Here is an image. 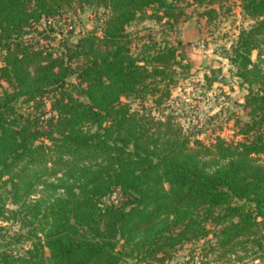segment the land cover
Wrapping results in <instances>:
<instances>
[{"label": "trees", "instance_id": "16d2710c", "mask_svg": "<svg viewBox=\"0 0 264 264\" xmlns=\"http://www.w3.org/2000/svg\"><path fill=\"white\" fill-rule=\"evenodd\" d=\"M223 1L0 0V264H164L186 244L192 264L264 262V0H238L253 23L221 54L248 89L239 139L168 112L194 69L168 34ZM88 10L100 33L55 30ZM146 18L157 36L129 29Z\"/></svg>", "mask_w": 264, "mask_h": 264}, {"label": "rangeland", "instance_id": "374dc122", "mask_svg": "<svg viewBox=\"0 0 264 264\" xmlns=\"http://www.w3.org/2000/svg\"><path fill=\"white\" fill-rule=\"evenodd\" d=\"M216 7L218 15L210 21L206 17H200L199 12L204 11V7L192 6L178 25V31L168 34L170 41L180 47L179 52L194 63V69L191 71L193 74L180 79L172 88L168 112L173 111L185 128L198 130V137L206 143L211 142L217 135L230 140L239 139L234 127V117H246L243 103L248 93L247 86L240 85L236 69L221 54L225 48L230 47L239 30L249 27L253 20L243 15L238 0H224L222 5ZM71 19L75 22H71ZM100 25L101 22L95 18V14L88 10L76 15L68 13L60 20L57 19L55 30L58 32L61 29L64 34H68V30L73 27L75 33L71 39H74L79 31L96 29L100 33ZM129 29L133 32L139 30V36L148 33L157 36L161 31V24L146 18L137 20ZM54 45L58 46V41ZM253 58H257V51L254 52ZM210 68L215 69L219 78H224V82L216 81L211 85L205 78V73L211 76ZM192 247V244H186L164 264H192ZM244 263L264 264L261 261L249 260L231 262Z\"/></svg>", "mask_w": 264, "mask_h": 264}]
</instances>
